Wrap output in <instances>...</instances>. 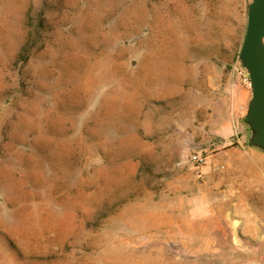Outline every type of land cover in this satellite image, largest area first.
I'll list each match as a JSON object with an SVG mask.
<instances>
[{
  "label": "rangeland",
  "instance_id": "obj_1",
  "mask_svg": "<svg viewBox=\"0 0 264 264\" xmlns=\"http://www.w3.org/2000/svg\"><path fill=\"white\" fill-rule=\"evenodd\" d=\"M249 1L0 0V264H264Z\"/></svg>",
  "mask_w": 264,
  "mask_h": 264
},
{
  "label": "water",
  "instance_id": "obj_2",
  "mask_svg": "<svg viewBox=\"0 0 264 264\" xmlns=\"http://www.w3.org/2000/svg\"><path fill=\"white\" fill-rule=\"evenodd\" d=\"M238 61L250 85L243 123L248 130V145L264 154V0H250Z\"/></svg>",
  "mask_w": 264,
  "mask_h": 264
},
{
  "label": "built area",
  "instance_id": "obj_3",
  "mask_svg": "<svg viewBox=\"0 0 264 264\" xmlns=\"http://www.w3.org/2000/svg\"><path fill=\"white\" fill-rule=\"evenodd\" d=\"M247 82H248V85H249V80H248V78H247ZM249 86H250V85H249ZM193 159L196 160V162H201V161H202V158L199 157V156H197V155H194V156H193Z\"/></svg>",
  "mask_w": 264,
  "mask_h": 264
}]
</instances>
